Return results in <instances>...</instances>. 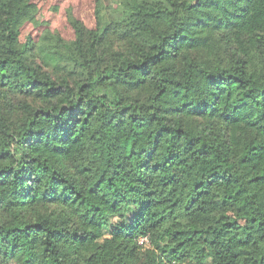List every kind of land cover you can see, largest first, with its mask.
I'll return each mask as SVG.
<instances>
[{
    "label": "trees",
    "instance_id": "1",
    "mask_svg": "<svg viewBox=\"0 0 264 264\" xmlns=\"http://www.w3.org/2000/svg\"><path fill=\"white\" fill-rule=\"evenodd\" d=\"M207 260L264 264V0H0V264Z\"/></svg>",
    "mask_w": 264,
    "mask_h": 264
},
{
    "label": "built area",
    "instance_id": "2",
    "mask_svg": "<svg viewBox=\"0 0 264 264\" xmlns=\"http://www.w3.org/2000/svg\"><path fill=\"white\" fill-rule=\"evenodd\" d=\"M139 243H141V244L148 243V238L147 237H141V238H139Z\"/></svg>",
    "mask_w": 264,
    "mask_h": 264
},
{
    "label": "rangeland",
    "instance_id": "3",
    "mask_svg": "<svg viewBox=\"0 0 264 264\" xmlns=\"http://www.w3.org/2000/svg\"><path fill=\"white\" fill-rule=\"evenodd\" d=\"M148 246H149V244H148V243H146V244H143V247H145V248H146V247H148ZM205 264H210V263H209V261L207 260Z\"/></svg>",
    "mask_w": 264,
    "mask_h": 264
}]
</instances>
